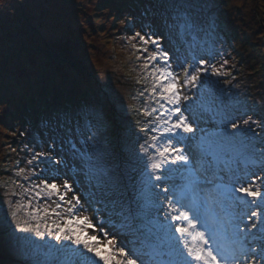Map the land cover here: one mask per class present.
<instances>
[{"label":"rangeland","instance_id":"1","mask_svg":"<svg viewBox=\"0 0 264 264\" xmlns=\"http://www.w3.org/2000/svg\"><path fill=\"white\" fill-rule=\"evenodd\" d=\"M230 1L235 0H0V264H31L30 259L23 255L22 246L12 239L10 233L35 239L37 244L43 245L44 242L31 233L16 231L11 213L15 211L17 219L23 222L31 219L27 213L36 208L56 209L63 219L81 213L87 215L95 226L88 230V234L103 238L107 232L109 238L116 240L117 246L127 244L126 251L131 248L128 241L132 237L120 227L119 218H110L105 211V202L109 198L101 195L102 189L96 187L94 179L87 176L82 179L79 174L85 173L72 169L74 163L79 168L81 162L79 159L73 160L65 141L70 135L69 130H72L77 148L90 152L96 166L107 169L109 175L118 181L122 199L134 202L138 189L143 187L146 168L150 171L152 161L148 160V155H155L156 151L152 145L160 147L172 135L165 132L167 126L161 124L157 117L166 118L168 110L173 107L160 99L158 87L157 92H154V84H149L148 80L154 79L153 67L165 65L159 56L155 61L147 59L156 51L155 46L150 42L145 44L139 37L133 39L137 32L145 35L156 31L161 37L163 50L168 52L172 70L180 76L182 99L179 107L190 123L195 121L198 129L194 133L180 131L179 135L184 139H173V146L183 148L185 154L192 158L196 172L191 178L203 180L205 176L199 164L200 137H210L223 127L220 117H214V112L209 111L211 107L215 112L227 114L229 121L240 125L237 131L245 133L244 138L223 157V161L230 162L227 167L233 170L232 174L241 177L236 186H251L253 190L258 189L264 194V168L259 164L258 154L264 131L263 134L253 131L256 125L264 129V108L258 101L253 102L251 99L246 106L237 104L235 108L232 105L236 104L232 103L233 97L243 95L241 90H246V81L260 72L254 67H251L250 72L245 69L261 53L257 50L258 44L251 43V39L247 40L248 46L244 49L239 46L238 39L232 40L234 34H225L226 37L216 35L210 19L217 17L226 5L223 14L232 13L229 17L236 23L242 19L239 14V10L243 13L245 9L240 2L242 0L234 4H229ZM244 1L248 3L249 10L251 7L257 9L264 19V0ZM186 4L191 7H185ZM178 11L189 12L197 22L198 29L180 35L176 29L167 28L165 19L171 22L172 15ZM249 13H246L244 23L250 21ZM224 16L229 19L228 15ZM261 16L257 17L263 28L256 32L257 36L260 33L264 36V20ZM229 40L231 42L227 44ZM223 42L226 45L218 49L211 48L215 43ZM144 48L148 51H143ZM193 58L196 61H208L224 75L202 74V79L211 83L203 87L199 84L196 87L184 86L183 73L178 65L187 66ZM145 63H148V68L144 67ZM129 75L132 76L127 78ZM126 79H134L150 93H129L118 82ZM258 81L252 79L253 85ZM146 82L150 88L145 85ZM184 95L190 99L184 100ZM259 97L253 95L254 100ZM121 104L128 108L127 116L123 119ZM110 113L112 116L109 121ZM172 119L175 121L176 117ZM245 119L249 120L248 125L243 124ZM88 122L91 123L94 137L84 144L82 141L88 134L85 124ZM126 123L130 125L126 126ZM249 128L251 131H246ZM195 135L198 140L195 139L194 143L190 139ZM153 136L158 139L153 141ZM253 144L256 151L251 147ZM53 147L51 154H59L69 167L49 165L45 157L36 156L37 153L50 152ZM249 153L254 155L252 160L250 157L244 158ZM223 161L219 164L220 171L217 174L224 177L223 183L228 184L230 174ZM165 167L172 169L163 173L169 179L155 181L161 188L145 193L146 201L160 206L158 217L161 222H164L165 214L169 212L161 189L169 187L171 190L176 186L179 192L190 179L179 161ZM207 175L212 183H201L198 189L202 187L204 191L220 194L224 209L233 220L230 228L232 234L236 225L243 228L245 224L249 227L252 223L257 224L252 232L239 233L234 239L243 238L247 248L259 251L260 246L264 245V232L260 231L264 222V204L257 200L256 204L245 206L224 199L222 190L215 187L221 181L212 177L211 173ZM42 181L55 182L57 185L67 181L72 191L65 194L61 188V194H65L64 201L55 194L48 197L41 192ZM156 194H159V201ZM171 194L170 191L168 195ZM74 195L80 197L82 207L77 205L69 214L67 209L71 205L67 201ZM234 195L243 197L242 193ZM198 196L200 202L205 201L202 200L201 191H198ZM243 198L251 200L250 197ZM56 204L61 207L56 208ZM181 204H186L185 199ZM18 205L24 207L18 208ZM205 206L208 207L207 202ZM252 211L260 215L249 221ZM149 212L157 215L156 207L150 206ZM189 214L192 215L191 212ZM217 214L221 216L220 212ZM53 219L58 218L55 215L47 217L49 223ZM219 228L222 231L225 229L222 224H218ZM188 240L193 243L191 237ZM45 241L57 244L47 236ZM62 243L70 244L69 241ZM188 259L191 260L190 257ZM98 264L103 262L98 261Z\"/></svg>","mask_w":264,"mask_h":264},{"label":"snow or ice","instance_id":"2","mask_svg":"<svg viewBox=\"0 0 264 264\" xmlns=\"http://www.w3.org/2000/svg\"><path fill=\"white\" fill-rule=\"evenodd\" d=\"M185 7H191V5L186 4ZM164 23L167 28L176 29L180 35L193 33L194 30L198 29L197 22L187 11L176 12L172 15L171 22L165 19ZM145 36H147V39ZM136 37H139L145 44L150 42L155 46L156 51H153L147 57L148 60L155 61L159 56L163 61L165 66L153 67L152 72L155 80L153 91L158 87L160 89V99L167 104L173 105V107L168 110L169 114L166 115V118L160 119L157 117L161 124L167 126L165 127V132L172 135H169L166 143H163L160 147H156L155 144L152 145L156 151L155 155H148V160L152 161L150 171L146 168L143 187L138 189L134 202H127L122 199L118 181L109 175L107 169L96 166L90 152L77 148L72 130H69L70 135L65 141L69 145L73 160L79 159L81 162L79 168L74 163L72 169L74 171H83L87 177L94 179L96 187L102 189L101 195L109 198L105 202V211L109 213L110 218L113 216L119 218L120 227L125 229L127 235L132 237L128 241L131 248L126 251L127 244L117 246L116 240L109 238L107 232L104 233L103 238L98 237L96 234H88V230L93 229L95 226L92 219L87 215L81 213L63 219L60 218V213L56 209L49 210L48 208H36L29 211L27 215L31 219L23 222L17 219L15 211L11 213L16 231L33 234L36 239L44 242L43 245L37 244L35 239L20 237L15 235V233H10L12 239L22 246L21 251L23 255L30 259L31 264H98V261H102L103 264H193V262L194 264H262L264 262V245H261L259 251H257L256 248L245 247L242 239H233L230 244L218 242L216 231L209 226L207 218L204 217L202 219L201 216L200 209L204 207L206 201L197 203L198 191H203V189H198V185L201 183H212V180L207 175L211 173L212 177L221 181L215 187L222 190L221 195L224 199L238 202L240 205L245 206L256 204L257 200L264 204V194L258 189L253 190L251 186H236L241 177L232 174L233 170L227 167L230 163L229 161H223V157L233 150L235 144L244 138L245 133L237 131L240 125L229 121L227 114L215 112L210 107L209 111L214 112V117L216 115L220 117L223 127L219 133H214L210 137H200L199 164L200 170L205 173V176L203 180L191 178L194 177L196 172V169L193 168L192 158L185 154L183 148L173 146V139H184V137L179 135L180 131L183 133H194L196 131L192 123L189 122L188 117L184 115L179 107L182 99L179 91L181 86L180 76L172 70L168 52L163 50L160 42L161 37L157 35L155 30L145 35L137 32L133 39ZM143 51L147 52L148 49L144 48ZM205 65L207 66L205 67ZM178 66L183 73L184 86L191 85L196 87L199 84L203 87L211 82L203 80L202 74L212 76L221 74L215 66L203 59L196 61L193 58V61L187 63V66ZM144 67L148 68V63H145ZM183 99L188 100L190 97L184 95ZM161 107H164V105H161ZM173 116L176 117L175 121L172 119ZM243 124L248 125L249 120H243ZM85 128L88 129V134L85 135L82 143L87 144L93 139L94 133H91L90 122L85 124ZM246 131H251V129L249 128ZM163 135L162 133L161 136L163 137ZM151 139L155 141L158 138L153 136ZM260 143L264 145V140H261ZM251 147L254 151L257 150L254 144ZM52 151H54V147L50 152L37 153L36 156L45 157V162L49 165L69 167L65 159L61 158L59 154L53 156L51 154ZM258 151L259 164L264 168V147H261ZM178 161L181 162L184 171L188 173L190 179L187 184L179 189V192H177L176 186H173L171 190L169 187L161 189L165 194L164 199L167 200L169 209V212L165 214L164 222H161L158 217L160 206L146 201L145 193L152 189L161 188V185L155 183V181H167L169 176L163 173L170 172L172 169L165 166L176 164ZM222 161L230 174L228 184L223 183L224 177L217 174L220 171L219 164ZM158 172L160 174H156ZM42 183L41 192L48 197L54 194L58 195L61 201H64L67 192L72 191V186L67 181L63 185H57L55 182L48 183L47 181H42ZM61 188L65 190V194H61ZM170 191L172 194L168 195ZM235 193H242L243 197H250L251 200L235 196ZM39 195L40 193L38 192L37 196ZM156 195L157 201H159V194ZM189 196H191V202L189 204H181V201ZM73 200L75 203H73ZM67 203L71 205L67 209V212L71 214L77 205H81V200L79 196L74 195ZM177 205H180V207H177ZM150 206L156 207L157 215L150 214ZM23 207L24 205H18V208ZM30 207L31 205L29 204ZM60 207V204H56V208ZM182 208H187L188 210H182ZM190 212L192 213L191 216ZM171 213L176 214L171 215ZM49 215H55L58 219H53L49 223L47 220ZM259 215L257 211H252L248 220L250 221L252 217H258ZM32 221H35V223ZM177 221L179 223H173ZM197 221H201V227L204 228V231H200L197 228ZM256 228V223H252L251 227L245 224L243 228L236 225L233 235L252 232ZM260 231L264 232V222L261 224ZM176 234L179 235L177 236ZM45 236L55 240L57 244L53 245L45 241ZM189 237H191L193 243L189 242ZM62 241H69L70 244H64ZM189 257L191 260L188 259Z\"/></svg>","mask_w":264,"mask_h":264},{"label":"trees","instance_id":"3","mask_svg":"<svg viewBox=\"0 0 264 264\" xmlns=\"http://www.w3.org/2000/svg\"><path fill=\"white\" fill-rule=\"evenodd\" d=\"M236 1L237 0L232 1V2L230 1L229 4H234V3H236ZM240 2H242L244 4V7H245V9H243L244 10L243 13L241 12L242 10H239V14L242 17V19H240L241 22H240V20L237 23L234 22V20H232L229 17L230 14H232V13L228 12L226 14H223V9L225 11L226 6H228V5L222 7L223 9L221 10L220 13H218L217 17H214V18H211L210 16L209 17L212 20L213 25L216 29V35H219V37H222V36L226 37L225 34L230 36L232 33V34H234V37H235L232 40L238 39L240 41L239 46H243L244 49L247 48L248 45H246V42L249 39H251V43L258 44L257 50L261 53V56H258L257 59H255V60L252 59L250 62V66L247 67L245 70H246V72H250L251 67H254L255 69H260V72L257 75H254L255 77L252 78V79H259V81L253 85L252 79H248V81H246L248 84L246 90L245 91H244V89L241 90L243 95L238 94L235 97H233L232 103H236V104H232V105L235 108H236L237 104H241V105L246 106V104H249L248 100L251 99V100H253V102L258 101L259 105L262 108H264V36H261V33L258 36L256 35V32L259 29L263 28V26H260V23H259L258 17H257V16H261V15L258 12V10L255 8L253 9L251 7V10H249L248 9V3H246V1L242 0ZM233 11L234 10H231V12H233ZM251 11H253V12H251ZM247 12L248 13L250 12L249 13L250 21L247 20V21H245L246 23H244L245 15ZM254 12H255V14H254ZM224 15H228L229 19L227 18V16H224ZM218 16H220V17L218 18ZM243 16H244V18H243ZM262 19H263V17H262ZM211 40H210V42H211ZM230 42H231L230 40L227 41V44H230ZM223 44H225V42L219 43V44L215 43V45H212L211 48L217 47V49H218ZM220 73H221V75H224V73H222V72H220ZM262 73H263V77L261 76ZM131 76L132 75H129L126 77L129 78ZM113 79H115V76L113 77ZM148 81H149V84L155 83L154 79H149ZM118 82L121 85V87H126V89H128L129 93H133V94L140 93V92L150 93L146 88L138 85L134 81V79H126V81H124V82L119 80ZM145 85L148 86V82H146ZM148 87L150 88V86H148ZM154 92H157V91L155 90ZM254 94L260 95V97L257 100H254V98H253ZM247 95H249V96H247ZM51 97H53V96L51 95ZM110 102H111V100H110ZM118 104H120V103H118ZM120 107H121V109H124V111H123L124 113H122V119H123L124 117L127 116L128 108H127V106H124V104H121ZM256 107L259 108L258 106H256ZM114 108H115V105H114ZM192 115H194V113H192ZM204 115L208 116V114H204ZM111 116H112V114L110 113L109 114V121L111 120ZM195 118H196V116H195ZM191 123H192L194 129H196L195 132H197L198 128H197L196 124H194L195 121L193 120V122H191ZM128 125H130V123H126V126H128ZM262 129L263 128L256 125L254 127L253 131L256 134H261V133L263 134L264 129L263 130ZM195 139L197 141L198 136L195 135L194 137H191L190 140H191V142L195 143ZM263 139H264V137H263ZM258 147L261 148V147H264V145L259 143ZM258 154H259V151H258ZM245 157H246V159H248V157H250L252 160L254 155L249 153ZM79 176H81L82 179L86 177V175H84L83 173L79 174ZM201 189H203V188L201 187ZM201 192H202V198H203L202 200H205L208 203V207H206L204 204V207H202L200 209L202 219L204 217L207 218L209 226L212 229H214L217 233L218 242L230 244L231 241L234 239V235L230 231L233 220L231 218V215H229L226 212V210L224 209L225 205L222 201L223 198H221L220 194L215 195L214 193H211L208 190L204 191V189H203V191H201ZM190 202H191V196H189L188 198L185 199L186 204H189ZM197 203H200V197L198 196V194H197ZM218 212H220L221 216H219L217 214ZM197 224H198V229L200 231H204V228L201 227V221H197ZM218 224H222L225 227V229L223 231L220 228L218 229ZM206 235H207V233H206ZM241 239L243 240V238H241ZM210 243H211V241H210ZM244 245H245V243H244ZM245 247H246V245H245ZM241 259H243V257H241Z\"/></svg>","mask_w":264,"mask_h":264},{"label":"bare ground","instance_id":"4","mask_svg":"<svg viewBox=\"0 0 264 264\" xmlns=\"http://www.w3.org/2000/svg\"><path fill=\"white\" fill-rule=\"evenodd\" d=\"M74 69V68H73ZM121 140V139H120ZM127 142V141H126ZM130 142V141H129ZM108 163V162H107Z\"/></svg>","mask_w":264,"mask_h":264}]
</instances>
